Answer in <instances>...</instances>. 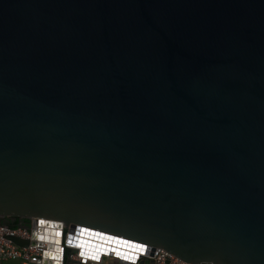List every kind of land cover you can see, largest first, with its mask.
<instances>
[{
	"label": "water",
	"instance_id": "obj_1",
	"mask_svg": "<svg viewBox=\"0 0 264 264\" xmlns=\"http://www.w3.org/2000/svg\"><path fill=\"white\" fill-rule=\"evenodd\" d=\"M15 220L37 264H264V0H0Z\"/></svg>",
	"mask_w": 264,
	"mask_h": 264
},
{
	"label": "built area",
	"instance_id": "obj_2",
	"mask_svg": "<svg viewBox=\"0 0 264 264\" xmlns=\"http://www.w3.org/2000/svg\"><path fill=\"white\" fill-rule=\"evenodd\" d=\"M6 237L29 240L30 233L27 229L0 226V264H5L12 261H18L21 264H37L38 260L41 257L42 249H38L32 246L19 248L13 245L9 240H7ZM105 257L117 261L112 253ZM70 258L71 260H80V258L77 256H70ZM151 259L154 260L155 264H185L162 250H156L153 253ZM87 262L92 263L94 261L88 260Z\"/></svg>",
	"mask_w": 264,
	"mask_h": 264
},
{
	"label": "bare ground",
	"instance_id": "obj_3",
	"mask_svg": "<svg viewBox=\"0 0 264 264\" xmlns=\"http://www.w3.org/2000/svg\"><path fill=\"white\" fill-rule=\"evenodd\" d=\"M89 239L91 240V242L92 241H95L98 244V245H94V246H97V249L98 250H101V251L102 250H104V251L105 250H109V251L112 250L113 252H117V253H119V251L121 250L122 253H123V255H125V254H127V255L129 254L130 255L131 254V253H129L130 251H126V250H123L122 249L125 246L126 247H129V246H128V244H126L124 246V243L121 242V241H118V240H110V239H106L104 237H98V236L97 237L91 236V237H89ZM87 241L88 240L85 241L84 238H81V240L79 241V246H85L88 243ZM119 243H121L122 245L119 244Z\"/></svg>",
	"mask_w": 264,
	"mask_h": 264
},
{
	"label": "crops",
	"instance_id": "obj_4",
	"mask_svg": "<svg viewBox=\"0 0 264 264\" xmlns=\"http://www.w3.org/2000/svg\"><path fill=\"white\" fill-rule=\"evenodd\" d=\"M120 251H119V253H121ZM74 260H77V259H74ZM5 264H21V263L18 262V261H12V262H7ZM66 264H71V263H66ZM86 264H118V262L113 260V259H111V258L102 257L98 262H92V263L91 262H87Z\"/></svg>",
	"mask_w": 264,
	"mask_h": 264
},
{
	"label": "trees",
	"instance_id": "obj_5",
	"mask_svg": "<svg viewBox=\"0 0 264 264\" xmlns=\"http://www.w3.org/2000/svg\"><path fill=\"white\" fill-rule=\"evenodd\" d=\"M18 224H19V221L18 220H15L14 222H8L6 224V226L9 227V228H17L18 227Z\"/></svg>",
	"mask_w": 264,
	"mask_h": 264
},
{
	"label": "rangeland",
	"instance_id": "obj_6",
	"mask_svg": "<svg viewBox=\"0 0 264 264\" xmlns=\"http://www.w3.org/2000/svg\"><path fill=\"white\" fill-rule=\"evenodd\" d=\"M119 244H121V243H119ZM119 244H118V245H119ZM121 245H122V244H121Z\"/></svg>",
	"mask_w": 264,
	"mask_h": 264
},
{
	"label": "flooded vegetation",
	"instance_id": "obj_7",
	"mask_svg": "<svg viewBox=\"0 0 264 264\" xmlns=\"http://www.w3.org/2000/svg\"><path fill=\"white\" fill-rule=\"evenodd\" d=\"M6 223H8V222H6Z\"/></svg>",
	"mask_w": 264,
	"mask_h": 264
}]
</instances>
